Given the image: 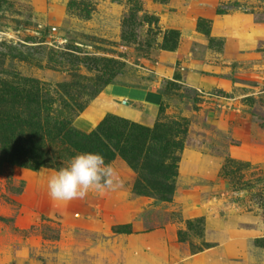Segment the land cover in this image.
<instances>
[{
  "label": "rangeland",
  "instance_id": "1",
  "mask_svg": "<svg viewBox=\"0 0 264 264\" xmlns=\"http://www.w3.org/2000/svg\"><path fill=\"white\" fill-rule=\"evenodd\" d=\"M70 1L0 0V70L81 106L83 132L106 115L153 127L160 105L166 120L184 118L175 193L133 195L132 171L114 162L116 190L55 201L54 170L0 166V264H264V0H143L138 16L158 25L137 26L134 45L121 40L125 0ZM232 16L258 28L254 48L238 44ZM168 30L173 51L159 47ZM102 58L118 70L104 88ZM123 225L129 234L115 232Z\"/></svg>",
  "mask_w": 264,
  "mask_h": 264
},
{
  "label": "trees",
  "instance_id": "2",
  "mask_svg": "<svg viewBox=\"0 0 264 264\" xmlns=\"http://www.w3.org/2000/svg\"><path fill=\"white\" fill-rule=\"evenodd\" d=\"M125 3L128 11L121 21V40L134 45L138 43L137 26L147 25V31L151 32V26L158 25V21L154 16H138L143 11V0H125ZM69 8H75L74 0ZM89 14L87 10L84 17L88 18ZM216 14L223 16L226 10L219 8ZM178 42V32L168 30L158 45L162 50L173 51ZM99 62L102 77L106 78L98 77V81L100 88H104L118 74L117 62L103 58ZM72 104L75 103L64 100L61 94L59 98L49 96L35 79L0 70V166L33 172L41 168L58 171L78 153H99L106 164L118 162L132 171V178L125 180V184L133 195L171 202L188 130L184 118L166 120L164 106L160 105L159 119L153 127L106 115L94 129L83 132L73 125L82 107ZM223 170L226 171L225 166ZM115 232L131 231L123 225L115 228Z\"/></svg>",
  "mask_w": 264,
  "mask_h": 264
},
{
  "label": "clouds",
  "instance_id": "3",
  "mask_svg": "<svg viewBox=\"0 0 264 264\" xmlns=\"http://www.w3.org/2000/svg\"><path fill=\"white\" fill-rule=\"evenodd\" d=\"M120 182L115 170L99 153L83 152L73 156L68 165L51 174L48 194L55 201L85 199L90 192L104 194L116 190Z\"/></svg>",
  "mask_w": 264,
  "mask_h": 264
},
{
  "label": "crops",
  "instance_id": "4",
  "mask_svg": "<svg viewBox=\"0 0 264 264\" xmlns=\"http://www.w3.org/2000/svg\"><path fill=\"white\" fill-rule=\"evenodd\" d=\"M234 16L230 17L227 19L228 22L232 23L231 25L233 29L232 33L233 35L237 38L238 40V44L243 47L244 49H251V48H254L256 45H257V35H255L254 33L250 32L251 29H257L256 26H254L252 23H248L247 25L245 24L244 26L241 25L240 26V22H242L241 20H236L235 18H233ZM247 19V18H246ZM245 19V20H246ZM113 93H118V91H120L121 93H123V90L122 89H118L116 90V88H111V87H108ZM132 94H136V93H132ZM137 95V94H136ZM101 101H100V100ZM105 99H106V96L103 98L100 97L98 98V100H96L95 103L97 104H101L100 102L104 103L105 102ZM107 102V101H106ZM117 109V108H115ZM111 112L115 111L114 108L111 106ZM115 113L119 114L118 113V110L115 111ZM121 116H125L123 113L122 114H119ZM133 116L135 117L136 116V113H133ZM133 117V118H134ZM89 119V118H88ZM96 120L97 118H94V119H89L88 120V125H92L96 123ZM133 120V119H132ZM90 121V122H89Z\"/></svg>",
  "mask_w": 264,
  "mask_h": 264
}]
</instances>
